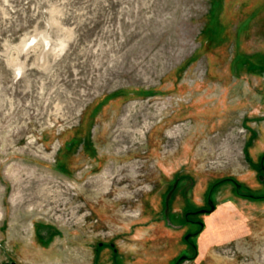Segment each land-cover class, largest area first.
I'll return each instance as SVG.
<instances>
[{
	"label": "rangeland",
	"instance_id": "374dc122",
	"mask_svg": "<svg viewBox=\"0 0 264 264\" xmlns=\"http://www.w3.org/2000/svg\"><path fill=\"white\" fill-rule=\"evenodd\" d=\"M261 158L264 0H0V264H264Z\"/></svg>",
	"mask_w": 264,
	"mask_h": 264
},
{
	"label": "flooded vegetation",
	"instance_id": "af4514ba",
	"mask_svg": "<svg viewBox=\"0 0 264 264\" xmlns=\"http://www.w3.org/2000/svg\"><path fill=\"white\" fill-rule=\"evenodd\" d=\"M263 158H261V160L259 161V169L264 172V164H263V161H262ZM227 178V177H226ZM233 179V178H232ZM229 180H231V178H229ZM234 182V180H232ZM238 186L239 184L235 183L234 182V187L236 189V191L240 194H245L244 192H241V191H238ZM210 190V189H209ZM209 190H207V193H206V196H205V202H206V206H200V207H196V208H186L185 210H183V219L188 222V223H193L195 225H197V227H199L201 225V221L200 219H198L197 215L199 213H205V212H209L211 210H207L209 208V204L211 203V199L209 197V193L210 192ZM194 230H190L189 232H187L184 237L185 238H188L190 234H192ZM196 231V230H195ZM190 242V241H188ZM191 244V242H190ZM186 257V256H185ZM188 257V256H187Z\"/></svg>",
	"mask_w": 264,
	"mask_h": 264
},
{
	"label": "water",
	"instance_id": "95a60500",
	"mask_svg": "<svg viewBox=\"0 0 264 264\" xmlns=\"http://www.w3.org/2000/svg\"><path fill=\"white\" fill-rule=\"evenodd\" d=\"M212 207H213V204L212 203H210L209 204V208L207 209V210H211L212 209ZM184 255L182 254V255H180V257H183Z\"/></svg>",
	"mask_w": 264,
	"mask_h": 264
}]
</instances>
